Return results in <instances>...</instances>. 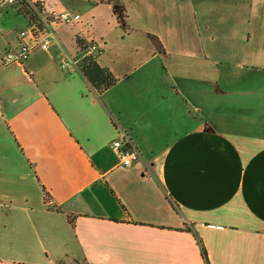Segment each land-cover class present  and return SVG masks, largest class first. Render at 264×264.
I'll list each match as a JSON object with an SVG mask.
<instances>
[{
  "label": "crops",
  "instance_id": "0c3cea01",
  "mask_svg": "<svg viewBox=\"0 0 264 264\" xmlns=\"http://www.w3.org/2000/svg\"><path fill=\"white\" fill-rule=\"evenodd\" d=\"M41 1L80 19L5 64L0 12V264H264V0ZM77 36L113 87L61 66Z\"/></svg>",
  "mask_w": 264,
  "mask_h": 264
},
{
  "label": "built area",
  "instance_id": "2783aa9c",
  "mask_svg": "<svg viewBox=\"0 0 264 264\" xmlns=\"http://www.w3.org/2000/svg\"><path fill=\"white\" fill-rule=\"evenodd\" d=\"M18 1L21 0H15V3ZM25 1L30 3V0ZM15 3H8L7 0H0V12L3 8L13 6ZM35 8L37 9L36 6ZM39 13L44 24V32L37 34V32L30 26L19 30V47L17 49H9L1 56L2 61L5 64L15 62L23 63L27 61L33 50L37 47H40L43 50L47 47L45 51L49 50L52 40L56 37L53 26L60 24H74L80 19L78 14H74L70 11L48 12L47 10H44L42 12L39 11ZM84 52L85 56L91 55L92 57L99 59L104 52V48L100 43L92 41L89 42L88 47ZM71 63L77 65L80 64L75 57H70L64 61L61 66L66 68ZM110 146L112 150L116 152L119 164L122 166H132L141 160L142 154L135 141L129 133L122 128L119 129L118 138L113 140Z\"/></svg>",
  "mask_w": 264,
  "mask_h": 264
},
{
  "label": "trees",
  "instance_id": "16d2710c",
  "mask_svg": "<svg viewBox=\"0 0 264 264\" xmlns=\"http://www.w3.org/2000/svg\"><path fill=\"white\" fill-rule=\"evenodd\" d=\"M35 6L25 0L18 1L13 5V7L17 9L18 14L23 15L28 20V26L32 27L37 34H40L44 32L45 28L39 11L42 12L46 10V8L44 2L41 0H36ZM151 38L155 41V44H157V48L162 50L161 43L156 40L157 38L154 35H151ZM76 41L80 51L84 52L89 42L80 36H77ZM79 66L91 86L99 93L113 87L119 80L109 67L101 65L98 59L91 55H86ZM187 230L191 231L192 229L187 227ZM199 242L202 243L201 240H199ZM202 253L208 261L207 250L204 246H202Z\"/></svg>",
  "mask_w": 264,
  "mask_h": 264
},
{
  "label": "rangeland",
  "instance_id": "374dc122",
  "mask_svg": "<svg viewBox=\"0 0 264 264\" xmlns=\"http://www.w3.org/2000/svg\"><path fill=\"white\" fill-rule=\"evenodd\" d=\"M16 12H18L17 9H16ZM18 20H22V19L18 18ZM70 26H75V25H70ZM74 55L76 56V58L78 59L79 62L83 61V59H84V52L83 51L75 52Z\"/></svg>",
  "mask_w": 264,
  "mask_h": 264
},
{
  "label": "clouds",
  "instance_id": "9594fccd",
  "mask_svg": "<svg viewBox=\"0 0 264 264\" xmlns=\"http://www.w3.org/2000/svg\"><path fill=\"white\" fill-rule=\"evenodd\" d=\"M7 2H8V3H15V0H7ZM30 3H31L32 5H35L36 0H30ZM46 48H47V47H45V50H46Z\"/></svg>",
  "mask_w": 264,
  "mask_h": 264
}]
</instances>
